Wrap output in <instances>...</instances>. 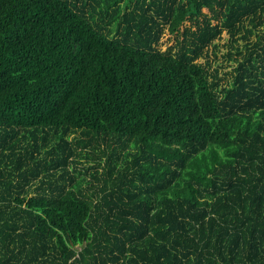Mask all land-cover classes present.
<instances>
[{"label":"trees","instance_id":"16d2710c","mask_svg":"<svg viewBox=\"0 0 264 264\" xmlns=\"http://www.w3.org/2000/svg\"><path fill=\"white\" fill-rule=\"evenodd\" d=\"M0 264H264V0H0Z\"/></svg>","mask_w":264,"mask_h":264},{"label":"rangeland","instance_id":"374dc122","mask_svg":"<svg viewBox=\"0 0 264 264\" xmlns=\"http://www.w3.org/2000/svg\"><path fill=\"white\" fill-rule=\"evenodd\" d=\"M226 43L227 41L225 40V37L219 40L220 50L222 52L225 51L224 44ZM17 140L19 142L18 146L22 148L19 150L20 153L24 156L28 155L27 153L31 152V149H28L30 148L29 145L32 144L31 139H24L23 131L20 130L17 135ZM67 141L72 144V146L77 147V151L70 157L68 165L66 167L68 176H73L76 181H80L81 188L84 191L89 190L90 192H96L103 184V181L104 179H106L109 168L112 164H110L111 159L115 160L116 162V166L114 167L112 174V177L114 178L118 172H122L124 170V167L126 166L125 159L131 161L132 157L130 155L137 152L136 148L127 147L120 153V146L117 143L113 144V147L116 151L110 150L103 142L99 141L96 143L90 137L81 135L79 131L68 134ZM55 143L56 141L53 143L52 141L48 140L45 149H38L39 151H34L33 155L38 159L46 158L47 160H49L50 156L45 152L51 150L55 146ZM76 143L85 144V146H81L80 144L77 145ZM40 145L41 142H38V146ZM131 145H133L132 142ZM5 154H9V150H6ZM51 172L54 174V177H52V181L57 180L61 182L62 179H60V177L62 176L65 177L66 180H68V176H66V173L60 166L51 169ZM39 185V179L32 180L28 187V194H35V188ZM45 187H47V185H45Z\"/></svg>","mask_w":264,"mask_h":264}]
</instances>
